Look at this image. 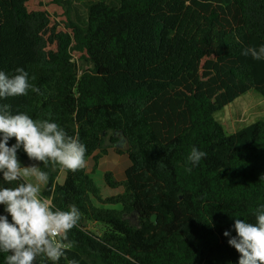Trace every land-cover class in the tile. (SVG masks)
I'll list each match as a JSON object with an SVG mask.
<instances>
[{
	"label": "trees",
	"instance_id": "16d2710c",
	"mask_svg": "<svg viewBox=\"0 0 264 264\" xmlns=\"http://www.w3.org/2000/svg\"><path fill=\"white\" fill-rule=\"evenodd\" d=\"M71 6L0 0V71L24 68L40 89L0 102L78 136L95 169L109 147L130 160L125 181L105 174L107 186H124L108 198L86 167L39 165L49 174L43 195L81 214L68 258L238 264L235 217L255 222L264 205V120L229 135L215 114L252 90L264 98V61L242 54L264 44V0L99 1L85 22ZM192 147L206 153L196 166L186 163ZM18 157L29 160L22 148Z\"/></svg>",
	"mask_w": 264,
	"mask_h": 264
},
{
	"label": "clouds",
	"instance_id": "9594fccd",
	"mask_svg": "<svg viewBox=\"0 0 264 264\" xmlns=\"http://www.w3.org/2000/svg\"><path fill=\"white\" fill-rule=\"evenodd\" d=\"M244 56L264 61V44L243 49ZM32 79H35L33 77ZM29 89H40L29 83L24 68L8 75L0 71V101L10 97L27 96ZM15 143L9 146V140ZM23 149L31 161L23 166L18 151ZM86 146L78 136H70L58 123L49 119H33L24 112L13 113L10 106L0 102V205L7 215H0V253L6 254L4 264H78L70 259L69 232L78 225L80 211L74 205L68 210L56 207L43 195L42 186L49 182V165L60 170L76 172L87 166ZM206 156L204 151L192 147L186 163L196 166ZM191 167L186 171L191 172ZM6 185V186H5ZM9 217L11 219H9ZM255 222L235 217L236 235L228 240L240 254L238 264H264V205L254 212ZM225 236H230L228 231Z\"/></svg>",
	"mask_w": 264,
	"mask_h": 264
},
{
	"label": "rangeland",
	"instance_id": "374dc122",
	"mask_svg": "<svg viewBox=\"0 0 264 264\" xmlns=\"http://www.w3.org/2000/svg\"><path fill=\"white\" fill-rule=\"evenodd\" d=\"M99 1L112 3V0H71L73 19L85 22L88 17L90 5ZM75 63L77 64L78 70L86 67V65L80 61H76ZM215 117L224 127L227 134H233L255 122L264 120V98L255 90H252L217 112ZM20 161L23 166L37 163L31 160L20 159ZM129 166L130 160L127 155H119L114 151L113 147H109L108 155L101 157L96 169L95 161L92 158L87 161L86 169L89 173L94 171L93 177L98 188L102 192L103 198H108L124 193V186L119 185L117 188L107 186L105 182V174L111 173L113 179L120 183L125 181V171ZM108 207L112 208L106 206V208ZM91 229H94V226H91Z\"/></svg>",
	"mask_w": 264,
	"mask_h": 264
},
{
	"label": "water",
	"instance_id": "95a60500",
	"mask_svg": "<svg viewBox=\"0 0 264 264\" xmlns=\"http://www.w3.org/2000/svg\"><path fill=\"white\" fill-rule=\"evenodd\" d=\"M151 219H152V221H153L155 224H157V216H156V215H153ZM132 223L135 224L134 221H132ZM96 236H99V232H98V231H96Z\"/></svg>",
	"mask_w": 264,
	"mask_h": 264
},
{
	"label": "crops",
	"instance_id": "0c3cea01",
	"mask_svg": "<svg viewBox=\"0 0 264 264\" xmlns=\"http://www.w3.org/2000/svg\"><path fill=\"white\" fill-rule=\"evenodd\" d=\"M64 178H65V176H64V174H62L61 176H60V178H59V182H63L64 181ZM45 186L46 185H44V186H42V190L45 188Z\"/></svg>",
	"mask_w": 264,
	"mask_h": 264
},
{
	"label": "flooded vegetation",
	"instance_id": "af4514ba",
	"mask_svg": "<svg viewBox=\"0 0 264 264\" xmlns=\"http://www.w3.org/2000/svg\"><path fill=\"white\" fill-rule=\"evenodd\" d=\"M130 221H131V222L134 221V222L136 223V218L131 217V218H130Z\"/></svg>",
	"mask_w": 264,
	"mask_h": 264
}]
</instances>
